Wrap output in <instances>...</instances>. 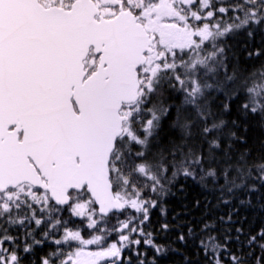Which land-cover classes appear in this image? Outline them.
Listing matches in <instances>:
<instances>
[{
	"label": "snow or ice",
	"instance_id": "obj_1",
	"mask_svg": "<svg viewBox=\"0 0 264 264\" xmlns=\"http://www.w3.org/2000/svg\"><path fill=\"white\" fill-rule=\"evenodd\" d=\"M250 117L264 0H0V264H264Z\"/></svg>",
	"mask_w": 264,
	"mask_h": 264
},
{
	"label": "trees",
	"instance_id": "obj_2",
	"mask_svg": "<svg viewBox=\"0 0 264 264\" xmlns=\"http://www.w3.org/2000/svg\"><path fill=\"white\" fill-rule=\"evenodd\" d=\"M243 39L244 38L241 36L240 38H238L237 42H242ZM198 59L200 60L202 59V57L199 56ZM207 66L215 67L218 69L219 63L216 62L214 64H208ZM185 67L189 68L190 66L186 65ZM247 123L249 124L248 144L239 145L238 147L240 148L247 147V148L252 149L254 159H264V128H262V122L260 121L258 117L256 118L250 117ZM208 184L211 186L212 184L211 179L208 180ZM185 191L188 196L189 203H191V201L195 198H200L203 195H208V193L202 192L201 189H199L196 186L186 187ZM239 195L243 196L244 193L240 192ZM252 199H253L254 204L264 201V188H262L259 193H253ZM174 203L179 204V201H175ZM247 211H248L249 216L251 217L253 210L248 209ZM175 258L177 260L180 259L179 257H175Z\"/></svg>",
	"mask_w": 264,
	"mask_h": 264
},
{
	"label": "water",
	"instance_id": "obj_3",
	"mask_svg": "<svg viewBox=\"0 0 264 264\" xmlns=\"http://www.w3.org/2000/svg\"><path fill=\"white\" fill-rule=\"evenodd\" d=\"M126 39L129 42H131L133 44H138L139 46H142V47H147L148 44L150 43V41L139 39L138 36H136L135 34H128L126 36Z\"/></svg>",
	"mask_w": 264,
	"mask_h": 264
},
{
	"label": "rangeland",
	"instance_id": "obj_4",
	"mask_svg": "<svg viewBox=\"0 0 264 264\" xmlns=\"http://www.w3.org/2000/svg\"><path fill=\"white\" fill-rule=\"evenodd\" d=\"M198 58H199V56H194L191 59L194 60V61H197V60H199ZM188 66H190V65H188Z\"/></svg>",
	"mask_w": 264,
	"mask_h": 264
}]
</instances>
